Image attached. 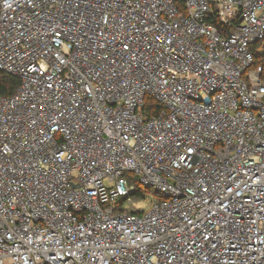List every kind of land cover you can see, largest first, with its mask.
Instances as JSON below:
<instances>
[{
  "label": "built area",
  "instance_id": "obj_1",
  "mask_svg": "<svg viewBox=\"0 0 264 264\" xmlns=\"http://www.w3.org/2000/svg\"><path fill=\"white\" fill-rule=\"evenodd\" d=\"M262 42L264 0H0V264H264Z\"/></svg>",
  "mask_w": 264,
  "mask_h": 264
},
{
  "label": "trees",
  "instance_id": "obj_2",
  "mask_svg": "<svg viewBox=\"0 0 264 264\" xmlns=\"http://www.w3.org/2000/svg\"><path fill=\"white\" fill-rule=\"evenodd\" d=\"M213 22L219 27V28H223L224 26L223 24H221L220 22H217L215 20H213ZM253 51L255 53V57L257 59V64L258 65H263L264 66V42L257 44L254 48ZM20 85V79L15 77V76H10V75H5V74H1L0 73V95L3 96H12L18 86ZM145 108L148 112V115H154L157 114L160 109L162 108L158 102H156V100H154L151 97H148L146 99V105ZM126 176H130L131 175H126ZM133 181H136V178L133 179ZM139 186V185H138ZM140 187V186H139ZM135 198L137 199H141V198H145L146 196V190L145 189H138V191L136 192Z\"/></svg>",
  "mask_w": 264,
  "mask_h": 264
},
{
  "label": "rangeland",
  "instance_id": "obj_3",
  "mask_svg": "<svg viewBox=\"0 0 264 264\" xmlns=\"http://www.w3.org/2000/svg\"><path fill=\"white\" fill-rule=\"evenodd\" d=\"M146 198L145 199H135V202L129 206L136 208L138 210H146L148 211L151 207L150 201L152 200L154 196V192L150 189H146Z\"/></svg>",
  "mask_w": 264,
  "mask_h": 264
},
{
  "label": "crops",
  "instance_id": "obj_4",
  "mask_svg": "<svg viewBox=\"0 0 264 264\" xmlns=\"http://www.w3.org/2000/svg\"><path fill=\"white\" fill-rule=\"evenodd\" d=\"M5 264H10V262L9 261H6V263Z\"/></svg>",
  "mask_w": 264,
  "mask_h": 264
}]
</instances>
